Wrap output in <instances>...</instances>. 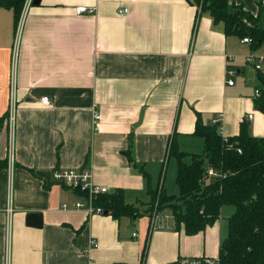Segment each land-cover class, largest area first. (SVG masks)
Returning <instances> with one entry per match:
<instances>
[{
  "label": "crops",
  "instance_id": "0c3cea01",
  "mask_svg": "<svg viewBox=\"0 0 264 264\" xmlns=\"http://www.w3.org/2000/svg\"><path fill=\"white\" fill-rule=\"evenodd\" d=\"M261 1L231 3L258 16ZM82 6L93 12L79 15ZM16 26L14 13L0 9V264H175L181 257H219L228 236L221 217L189 236L184 227L176 229L171 214L154 227L146 207H139L150 206L148 190L160 183L171 139L189 154L204 146L194 134L198 118L211 125L220 115L223 138L238 135L243 123L252 136L264 137V114L255 105L264 44L253 48L226 36L223 24L189 0H42L28 10L15 67ZM250 55L262 60L260 70L247 63ZM228 68L237 72L233 86ZM14 79L11 168V128L4 118ZM56 169L89 170L95 185L122 189L142 215L117 220L75 209L85 197L55 182Z\"/></svg>",
  "mask_w": 264,
  "mask_h": 264
},
{
  "label": "trees",
  "instance_id": "16d2710c",
  "mask_svg": "<svg viewBox=\"0 0 264 264\" xmlns=\"http://www.w3.org/2000/svg\"><path fill=\"white\" fill-rule=\"evenodd\" d=\"M25 1L0 0V9L11 10L18 23ZM189 1L200 9V14L208 13L216 25L223 24L226 36L251 38L253 48L264 44V28L259 25L264 11L261 3L260 13L254 16L232 4L231 0ZM259 79L261 95L256 98L255 105L264 114V77L261 73ZM4 120L8 122V114ZM194 134L204 139L203 154L181 151L175 137L168 144L164 166H168L171 158L176 160L179 195L167 193L160 175L158 187L148 190L150 205L158 201L160 211L170 209L176 229L184 227L189 236L213 226L220 219L223 207H233L234 213L228 218V236L220 245L221 263L264 264V137L252 136L248 123H243L240 133L226 141L217 126L205 125L200 118ZM187 158L191 162H187ZM210 169L220 177L209 176ZM142 173L148 177L144 171ZM96 205L104 209V214L117 220L142 215L137 206L126 201L122 189L99 196Z\"/></svg>",
  "mask_w": 264,
  "mask_h": 264
},
{
  "label": "built area",
  "instance_id": "2783aa9c",
  "mask_svg": "<svg viewBox=\"0 0 264 264\" xmlns=\"http://www.w3.org/2000/svg\"><path fill=\"white\" fill-rule=\"evenodd\" d=\"M34 0H26L24 8L22 10L20 19L16 26L15 31V40L13 45V65L16 67L17 59L19 56V51L21 47V38H22V30L24 27L25 18L28 14V10L32 7ZM261 4L264 6V0L261 1ZM93 10H89L88 8L82 6L77 9V13L81 14H91ZM128 13L127 9L120 11L121 16H125ZM242 43L251 44V38H243L241 39ZM233 57H228L230 62L233 61ZM247 63L254 66L257 70L261 69L262 60H257L254 55H250L247 58ZM236 70L233 68H228V84L230 86L234 85L233 77L236 75ZM16 84L15 79L12 82V100L10 104V110L8 112V124L11 128V136L10 143L8 147V160L11 168L14 166V125L16 121ZM261 95L260 90H256L255 96L258 98ZM42 104L48 106L51 104V100L49 97H45L42 99ZM253 116H248V119H252ZM101 120V115L98 111L94 112V122L95 125ZM212 125L217 126L218 132L221 135L222 125H221V116H217L213 121ZM226 141L228 138H224ZM209 176L218 178L220 175L216 173L213 169L209 170ZM53 179L58 184L73 190L80 195L85 197V202L78 201L74 204L75 209L85 210L89 215L94 214H104V209L96 205V199L103 195L111 193L110 189L103 186H97L92 181V173L87 169H56L53 171ZM69 206L64 204V209H68ZM158 218V214H153L151 217L153 226L155 227L156 219ZM136 236V235H134ZM175 264H222L219 257H209V256H197V257H181L177 260Z\"/></svg>",
  "mask_w": 264,
  "mask_h": 264
},
{
  "label": "rangeland",
  "instance_id": "374dc122",
  "mask_svg": "<svg viewBox=\"0 0 264 264\" xmlns=\"http://www.w3.org/2000/svg\"><path fill=\"white\" fill-rule=\"evenodd\" d=\"M201 8V7H200ZM259 25L262 26L264 28V15L260 18L259 21ZM190 153H196V154H203L204 152V146H202L201 150L195 151V150H191L189 151ZM187 162H191L190 158H187L186 160ZM161 169V168H160ZM160 172V170H159ZM161 181H164V186L165 189L167 190V193L169 195H179L178 192V187L176 184V176H177V162L174 158H171L169 161L168 166H164L161 172ZM159 176V174H158ZM157 176V179H158ZM157 179H156V183H157ZM147 209L148 212H150V214H158V218L156 219V224H160L161 222H165V220L162 219V217L164 218L165 216H168V220L166 221H170L172 220L171 217L169 216L171 214L170 209H164V210H159L158 208V201L155 205H150V206H145L143 204H140V209L143 211V209ZM234 213V208L231 206H225L223 208V210L221 211V223H223L225 226H227L228 228V218Z\"/></svg>",
  "mask_w": 264,
  "mask_h": 264
},
{
  "label": "water",
  "instance_id": "95a60500",
  "mask_svg": "<svg viewBox=\"0 0 264 264\" xmlns=\"http://www.w3.org/2000/svg\"><path fill=\"white\" fill-rule=\"evenodd\" d=\"M42 0H34L33 5H39ZM40 225V224H39Z\"/></svg>",
  "mask_w": 264,
  "mask_h": 264
}]
</instances>
